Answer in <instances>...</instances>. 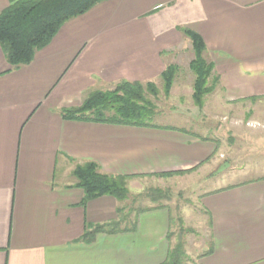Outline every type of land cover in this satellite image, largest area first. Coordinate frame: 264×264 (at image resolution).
<instances>
[{"label":"crops","instance_id":"0c3cea01","mask_svg":"<svg viewBox=\"0 0 264 264\" xmlns=\"http://www.w3.org/2000/svg\"><path fill=\"white\" fill-rule=\"evenodd\" d=\"M8 6L0 0V13ZM183 28L202 38L222 99L264 98V0H106L67 20L28 65L10 67L0 47V264L166 260L165 204L136 206L116 232L83 241L90 226L117 221L126 202L103 196L83 204L72 171L93 162L101 173L128 177L129 190L140 178L205 177L219 164L220 143L182 127L94 123L62 112L120 82L159 81L191 48ZM177 172L187 173L161 177ZM200 194L208 247L185 252L187 264H264V176Z\"/></svg>","mask_w":264,"mask_h":264},{"label":"rangeland","instance_id":"374dc122","mask_svg":"<svg viewBox=\"0 0 264 264\" xmlns=\"http://www.w3.org/2000/svg\"><path fill=\"white\" fill-rule=\"evenodd\" d=\"M193 56L191 47L189 51L178 53L176 63L170 64L176 66L177 71L167 94L161 76L159 81L151 82L158 91L156 96L146 95L156 109L152 122L186 128L219 142V164L205 177L158 181L140 178L132 182L130 190L127 180L129 197L125 201L122 216H129L136 206L148 208L156 204L167 205L171 216L172 247L181 241L184 251L194 257L206 251L209 240L207 217L199 207L200 193L219 183H235L264 176V98L226 101L220 97L215 84L213 90L204 97L202 106H196L192 100L195 77L189 68ZM214 74L212 67L211 77L208 78L210 86ZM231 170L235 172L230 173ZM153 199L156 202H152Z\"/></svg>","mask_w":264,"mask_h":264},{"label":"trees","instance_id":"16d2710c","mask_svg":"<svg viewBox=\"0 0 264 264\" xmlns=\"http://www.w3.org/2000/svg\"><path fill=\"white\" fill-rule=\"evenodd\" d=\"M8 1L9 6L0 13V47L10 67L17 68L28 65L35 52L46 46L67 20L86 13L97 3L106 0ZM181 32L189 39L194 55L189 63L190 71L195 77L192 100L196 106L201 107L204 97L213 90L217 81L213 79L211 86L208 85L213 66L203 56L205 45L202 38L186 28L181 29ZM176 71V66L168 65L161 74L165 94L172 85ZM147 94H158L151 82H120L110 90L89 93L79 107L63 110L62 114L64 118L94 123L157 127L152 122L156 109ZM182 173L184 172L176 174ZM72 174L77 186L83 191V204L103 196L113 197L118 202H124L129 197L126 187L128 177L101 173L96 163L76 165ZM168 175L171 174L162 176ZM117 213V221L90 226L82 240L90 243L98 233L116 232L123 208H118ZM187 261L183 243L177 241L162 264H187Z\"/></svg>","mask_w":264,"mask_h":264}]
</instances>
